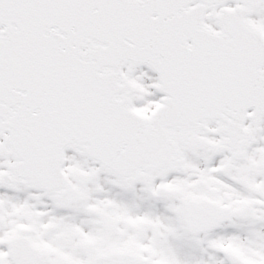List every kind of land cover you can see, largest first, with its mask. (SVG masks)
Listing matches in <instances>:
<instances>
[{
	"label": "snow or ice",
	"instance_id": "6c2138e0",
	"mask_svg": "<svg viewBox=\"0 0 264 264\" xmlns=\"http://www.w3.org/2000/svg\"><path fill=\"white\" fill-rule=\"evenodd\" d=\"M0 264H264V0H0Z\"/></svg>",
	"mask_w": 264,
	"mask_h": 264
}]
</instances>
